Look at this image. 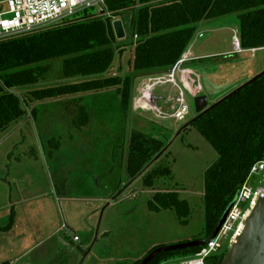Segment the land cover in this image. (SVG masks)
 Wrapping results in <instances>:
<instances>
[{
	"label": "rangeland",
	"instance_id": "rangeland-1",
	"mask_svg": "<svg viewBox=\"0 0 264 264\" xmlns=\"http://www.w3.org/2000/svg\"><path fill=\"white\" fill-rule=\"evenodd\" d=\"M122 21L126 34L119 46H128L121 47L122 53L101 77L134 79L129 114L122 111L116 90L109 89L32 101L25 107V116L0 133V264H13L6 247L10 240L19 244L14 264H134L153 247L191 241L202 234V176L217 154L195 129L182 131V127L196 116L195 97H205L211 106L263 72L264 49L235 51L233 35L239 32L235 15L198 24L187 48L193 56L188 58L185 51L182 57L186 62L180 69L187 72L186 83L180 70L175 86L153 90L154 104L163 107V117L158 119L154 105L140 109V100L146 104L151 90L145 81L166 78L171 69L132 73L127 65L132 56L128 25L125 17ZM48 65L51 75L46 81L16 93L24 97L29 91L86 79L64 80L60 61ZM193 85L199 89L195 97L189 93ZM180 91L188 115L176 123L169 117V106L175 102L167 103L166 98ZM75 103L88 115L84 124H76L81 110ZM133 131L165 144L166 152L153 166L169 168L171 175L159 179L155 189L177 192L188 202L191 215L186 226L179 224L172 210L150 212L147 202L153 191L144 188L140 178L126 175ZM261 181V176H255L249 184L256 187ZM11 217L15 227L7 235L12 227L3 228ZM73 236L80 240L78 244L72 243Z\"/></svg>",
	"mask_w": 264,
	"mask_h": 264
},
{
	"label": "trees",
	"instance_id": "trees-1",
	"mask_svg": "<svg viewBox=\"0 0 264 264\" xmlns=\"http://www.w3.org/2000/svg\"><path fill=\"white\" fill-rule=\"evenodd\" d=\"M113 17H125L132 49L127 62L135 74L166 72L183 57L200 23L235 15L239 22L241 50L264 47V0H108ZM110 18H84L67 25L0 43V133L21 120L32 101L96 93L115 89L121 109L129 114L134 98V79L109 76L120 42L114 36ZM126 34V31L124 29ZM137 37L135 45L133 38ZM117 48V49H116ZM60 61L64 80L86 78L80 82L27 92L51 75L48 64ZM189 63V62H188ZM100 76V77H99ZM75 105L78 106L77 103ZM76 124L88 121L82 106ZM35 112H32V116ZM195 129L216 152L217 158L203 172V230L195 240L208 239L228 204L246 180L250 168L264 159V71L230 95L196 115L182 131ZM165 144L151 136L133 131L129 135L125 173L130 179L164 150ZM164 151L163 153H165ZM163 153L156 159L158 160ZM155 160V161H156ZM154 161V162H155ZM153 162V164H154ZM147 168L138 178L144 188L152 190L147 209L153 213L172 210L179 224L186 226L191 215L188 202L173 191L156 190V182L169 178L166 167ZM10 218L4 231L13 225ZM190 241H183L185 243ZM137 260L139 262L153 249ZM202 247L186 248L158 254L148 264H162L175 259L195 257ZM227 247L205 260L220 264Z\"/></svg>",
	"mask_w": 264,
	"mask_h": 264
},
{
	"label": "built area",
	"instance_id": "built-area-1",
	"mask_svg": "<svg viewBox=\"0 0 264 264\" xmlns=\"http://www.w3.org/2000/svg\"><path fill=\"white\" fill-rule=\"evenodd\" d=\"M108 0H0V43L16 39L19 37L32 35L52 28H58L71 22L86 18H110L112 22L116 19L107 9ZM137 37L133 38L135 45ZM233 46L237 53L255 52L257 49L247 51L241 50L236 34L233 35ZM261 49H264L261 48ZM186 59L179 60L171 69L170 74L166 78L150 79L146 82V86H150L151 90L145 97V103L140 100V109L150 110L149 106L154 105L153 112L156 118L163 117L162 108L154 104L153 90L158 87L171 84L175 86V74L180 71V67ZM181 72V73H180ZM179 73L182 77L183 84L186 83V70ZM186 72V73H185ZM181 81V80H180ZM198 82V81H197ZM199 92L198 87L193 85L189 90L192 96H196ZM140 98L141 91L138 92ZM174 97V96H173ZM171 94L166 98L167 103L175 102L169 106L171 114L169 117L176 123L184 121L188 115V109L185 106L183 93L180 91L178 96L173 98ZM165 102V103H166ZM255 176H261L263 181L258 186L252 187L249 182ZM264 184V159L256 162L250 168L248 176L238 190V197L234 205L231 207L224 224L222 225L216 239L206 246H203L200 252L193 258L181 260L182 264H205V260L219 253L224 246L227 248L233 242L235 236L240 232L242 221L248 212L255 206L258 196L262 191ZM79 239L73 236V242Z\"/></svg>",
	"mask_w": 264,
	"mask_h": 264
},
{
	"label": "water",
	"instance_id": "water-1",
	"mask_svg": "<svg viewBox=\"0 0 264 264\" xmlns=\"http://www.w3.org/2000/svg\"><path fill=\"white\" fill-rule=\"evenodd\" d=\"M112 30L117 40L125 38L123 24L120 20L112 22ZM195 113L199 116L207 111L211 106H208L205 97H195L194 99ZM185 125L182 127L184 128ZM165 150V148H164ZM160 152L154 160H152L141 172L134 178L136 180L149 166L164 152ZM238 197L236 193L233 200L228 204L221 218L219 219L215 229L208 239L195 240L185 243H179L170 246H162L153 249L147 254L139 264H148L155 256L161 253L182 250L193 247H203L214 241L224 224V221L234 205ZM220 264H264V184L262 191L258 196L255 206L248 212L240 226V232L235 236L233 242L227 249Z\"/></svg>",
	"mask_w": 264,
	"mask_h": 264
},
{
	"label": "crops",
	"instance_id": "crops-1",
	"mask_svg": "<svg viewBox=\"0 0 264 264\" xmlns=\"http://www.w3.org/2000/svg\"><path fill=\"white\" fill-rule=\"evenodd\" d=\"M261 49V48H260ZM257 50H259V49H257ZM256 50V51H257ZM187 52H186V55H187V57L188 56H193L192 55V53L190 52V49H188V50H186ZM249 52V51H248ZM243 53H245V52H243ZM242 54V53H241ZM189 58V57H188ZM30 213H31V211L28 209V212H27V215L28 216H30ZM15 218V217H14ZM14 225L12 226V229H11V231L7 234V235H10L11 233H12V231H13V229H14V227H15V221H14V223H13ZM9 237V236H8ZM7 237V238H8ZM7 242V241H6ZM80 242V240L78 241V242H73V240H72V243H75V244H78ZM12 245V246H11ZM6 247H7V249L9 250L8 251V253H12V255H10L11 257H14L13 259H12V261L11 262H13V264L15 263V261H17L18 259L16 258V257H18V255H16L15 256V253H16V248H19V244L17 243V242H12L11 240H10V242L9 243H7V245H6Z\"/></svg>",
	"mask_w": 264,
	"mask_h": 264
},
{
	"label": "flooded vegetation",
	"instance_id": "flooded-vegetation-1",
	"mask_svg": "<svg viewBox=\"0 0 264 264\" xmlns=\"http://www.w3.org/2000/svg\"><path fill=\"white\" fill-rule=\"evenodd\" d=\"M197 115V114H196Z\"/></svg>",
	"mask_w": 264,
	"mask_h": 264
}]
</instances>
